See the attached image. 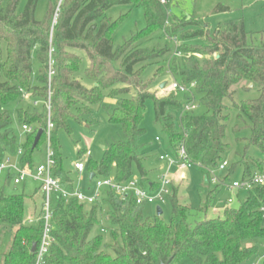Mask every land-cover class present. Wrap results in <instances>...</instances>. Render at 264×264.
<instances>
[{
	"label": "trees",
	"instance_id": "16d2710c",
	"mask_svg": "<svg viewBox=\"0 0 264 264\" xmlns=\"http://www.w3.org/2000/svg\"><path fill=\"white\" fill-rule=\"evenodd\" d=\"M40 1L27 0L20 11L21 0H9L7 5L0 0V165L8 158H16L21 150V166L35 167V155L45 145L46 102L50 98L56 162L53 176L73 193L76 185L63 169L59 135L62 131L71 135L70 123L83 124L92 108L111 99L115 109L109 122L122 129L124 140L112 143L100 163L90 160L87 170L90 176L95 174L94 179L114 178L119 184L138 177L142 187L155 189L157 184L150 180L145 168L147 148L142 144L146 103L152 100L155 124L168 138L172 155L176 156L184 146L191 163L207 171L228 163L220 176L223 185L234 182L231 179L239 172V181L264 175V34L260 44L255 45L249 44V34L241 22H230L211 32L194 18H171L167 6L157 0H61L53 22L58 0L48 7L45 18L37 21ZM166 1L178 9L186 0ZM116 6L142 7L146 20V27L117 49L114 33L124 18L116 23L107 15ZM195 38L204 40V45H186L187 40ZM161 41L164 47L154 48ZM175 43L181 44L178 50ZM76 51L85 52L89 60L86 78L92 88L77 80L82 58ZM155 64H168L172 76L182 85H196L197 109L185 111L193 100L186 95L160 98L148 91L142 75ZM163 70L159 69L156 78ZM242 82L253 85L259 98L238 101L237 92L231 90ZM132 90L133 97L126 98ZM25 95L30 96L27 107L23 106L27 104ZM34 102H40L39 106L35 107ZM200 107L205 109L204 114L196 112ZM233 109L238 113L234 134L248 131L249 135L236 139L242 150L227 162V131ZM12 110L21 129H35L24 136V141L13 130ZM41 129L43 136L34 148ZM78 155L82 158L83 151ZM13 180L14 174L9 172L0 185V248L5 236H11L0 264H36L44 232L45 196L39 187L36 195L41 196L29 197L25 192L28 183L14 186ZM17 187L23 189L22 193H8ZM242 192L246 199L238 209L225 208L223 218L204 219L195 225L190 222L193 209L182 203L174 182L168 198L172 204L169 223L158 215L154 219L146 217V206L138 205L133 196L122 198L109 190L89 208L76 198L55 197L54 242L43 264H250L261 257L264 246V218L260 212L264 207V186L239 191L238 195ZM215 195L210 194L198 211L207 214ZM30 202L32 223L28 225L26 210ZM104 204L110 207L106 215L110 244L104 243L102 235H92ZM34 245L36 251L32 253Z\"/></svg>",
	"mask_w": 264,
	"mask_h": 264
},
{
	"label": "rangeland",
	"instance_id": "374dc122",
	"mask_svg": "<svg viewBox=\"0 0 264 264\" xmlns=\"http://www.w3.org/2000/svg\"><path fill=\"white\" fill-rule=\"evenodd\" d=\"M4 5H7L9 0H2ZM58 0H41L37 12V21H42L47 9L50 5H55ZM27 0H21L19 9L23 11ZM61 0H59L56 10L54 12L53 22L56 18V12L59 9ZM170 17H191L199 22L201 26H208L211 32L216 31L219 27H224L230 22H241L244 24L246 32L249 34V44L254 43L259 45L261 42V36L264 34V0H186L180 8H173L171 4L167 5ZM108 17L116 23H119L124 18L122 24L116 29L114 33L115 49L122 46L125 42L130 40L134 34L143 30L146 27V20L144 17V11L142 7L135 8L132 6H116L108 11ZM192 27L191 30H195ZM190 30V29H189ZM53 33L52 27L50 28V40ZM204 40L200 38L189 39L186 41L188 46H201L204 45ZM165 42L161 41L160 44L155 45L154 48L164 47ZM178 48L181 44H176ZM151 47V45L149 46ZM152 47V48H153ZM76 54L82 58L81 70L77 76V80L81 82L87 88H92L93 84L86 78V70L89 67V60L83 51H76ZM176 55H180V52L176 51ZM180 57V56H179ZM200 60L202 56H196ZM3 58H6V45H3ZM164 68L162 74L157 78L156 75L159 69ZM174 78L166 65H151L143 72L142 81L148 84V91L157 97H168L170 95L178 96L177 93L171 89ZM166 84V87L162 90L161 86ZM231 91H236V99L238 101L255 100L259 98V92L253 85L246 82H242L238 86L233 87ZM132 94L126 96V98H132L135 90L131 91ZM107 94V93H106ZM181 97V96H180ZM23 104L24 107L29 105ZM147 113L143 122V128L146 131L145 137L142 139V144L146 146V161L145 168L149 174V178L153 180H160V176L163 173L161 170L162 164L158 161L159 156L170 153L168 147V138L161 132L160 127L155 124V107L152 100H148L146 103ZM92 112L84 119L83 124L70 123L72 133L68 135L62 131L59 135V142L61 146V154L63 158V169L66 173H70L71 178L74 180L75 185L85 194H90L94 189L95 182L91 180L90 171L87 170L88 162L91 160L95 163H100L104 156V151L108 147L120 140H124L122 129L117 125H112L109 122V115L115 109V101L107 99L102 106L92 108ZM198 114H204L205 109L202 107L196 111ZM13 119V130L19 136L21 141H24V135L22 133L21 125L18 123L14 110L11 111ZM238 113L235 109L230 111V118L227 131V142L230 145V152L226 156V161L231 162L235 158L236 152H240L243 146L237 144V138L248 137L249 132L244 131L238 135L234 134V128L238 123ZM245 122L249 123L245 118ZM160 140V143L156 139ZM82 150L84 155L79 157L78 152ZM91 153V158L86 156V152ZM45 159V147L41 146L40 150L36 153L34 162L35 165L44 164ZM82 161L86 164V171L78 173L74 164ZM185 179H179L177 170H172V176H176L174 185L178 190V195L182 203H185L193 209L190 222L195 225L197 222L204 219L214 220L223 218L224 209H238L246 199V193L242 192L238 195V191L230 192L227 189H217V185L209 181L205 183V178L208 177L209 172L203 170L198 166H192L184 171ZM216 175L221 176L222 173L216 170ZM135 176H138L137 174ZM3 176L0 178V185L3 184ZM232 181L241 180V173H237L232 177ZM40 185L36 182L29 181L25 187L26 195L36 196L39 198L41 194L36 195V190ZM22 188L17 187V190L11 188L9 194H20ZM219 190V191H218ZM215 200L213 206L208 210L207 214H203L198 210L205 206L207 198L210 194H215ZM239 196V197H238ZM40 201V200H38ZM158 205H147L144 209V215L151 219L157 216ZM163 214L162 219L169 223L172 217V204L170 201L159 205ZM89 208V205H86ZM110 207L107 204L103 206V214L99 215V223L93 230L92 235H102L105 244L111 243V237L109 232V223L106 220V215ZM27 224L31 221V202L27 205L26 210ZM11 236L6 235L4 243L0 248V260L3 254L7 251L10 245ZM261 257L264 256V246L261 248ZM254 259L253 264H264L262 258ZM180 264H192L189 261H183Z\"/></svg>",
	"mask_w": 264,
	"mask_h": 264
},
{
	"label": "built area",
	"instance_id": "2783aa9c",
	"mask_svg": "<svg viewBox=\"0 0 264 264\" xmlns=\"http://www.w3.org/2000/svg\"><path fill=\"white\" fill-rule=\"evenodd\" d=\"M161 5L167 6L166 0H157ZM196 85L191 84L190 87L182 85L180 82L174 80L171 86L173 92L181 95H186L189 98H193L192 101L188 102L185 107V111H193L197 109V104L194 100V89ZM30 96L25 95V99L29 100ZM40 102H34V106H39ZM48 111L47 129L45 130V163L35 165L33 169L24 168L21 166L20 157L22 151H19V155L16 158H8L0 165V177L6 176L9 172L14 174V186H20L29 181L36 182L40 185V190L45 196L43 205L42 219L44 222V232L40 245L37 248V262L36 264H43L45 256L49 253L50 247L54 242L52 237L53 225V210H52V199L55 197H62L65 199L76 198L79 202L86 205H93L101 201L104 192L109 190L114 192L116 195L126 198L133 196L138 205H159L168 201V198L172 195V188L174 177L172 176V170L185 171L194 166L189 160L187 151L184 146H181L174 156L171 153H165L159 156L158 161L162 164L161 170L163 173L160 176V180L155 189L150 187H142L140 179L134 177L132 180L125 184L117 183L114 178L106 179H94V189L90 194L83 193L76 187L73 193L68 192L64 189L59 179L53 176V170L56 166L55 154L52 148L51 135L54 128L51 118L52 103L51 99L46 102ZM35 129L33 127L23 126L22 133L26 134L33 133ZM156 141L160 143L157 138ZM86 156L91 158V153L86 152ZM228 167V163L224 162L218 169H209L208 180L213 182L215 185H222L224 189L230 192L235 191H249L256 186H264V175H256L252 179L246 181H234L231 184H222L220 176L216 175V170L222 173ZM74 168L78 173L86 171V164L82 161L76 162ZM264 218V207L260 209ZM253 264V263H250Z\"/></svg>",
	"mask_w": 264,
	"mask_h": 264
},
{
	"label": "water",
	"instance_id": "95a60500",
	"mask_svg": "<svg viewBox=\"0 0 264 264\" xmlns=\"http://www.w3.org/2000/svg\"><path fill=\"white\" fill-rule=\"evenodd\" d=\"M166 87V84L162 85L161 86V89L163 90L164 88ZM43 133H44V130H39L36 138H35V142H34V148L37 147V145L39 144L42 136H43ZM95 178V174H92L91 175V180H93ZM205 182L208 184L209 180H208V177L205 178ZM163 214V211L161 209V207H157V215L158 216H161ZM36 251V245H34L33 249H32V253H35Z\"/></svg>",
	"mask_w": 264,
	"mask_h": 264
},
{
	"label": "crops",
	"instance_id": "0c3cea01",
	"mask_svg": "<svg viewBox=\"0 0 264 264\" xmlns=\"http://www.w3.org/2000/svg\"><path fill=\"white\" fill-rule=\"evenodd\" d=\"M162 167V166H161ZM185 172L184 171H178L177 170V173H176V175L178 174V176H179V179H180V177H181V179L183 178V179H185V177H186V175L184 174ZM174 177H176V176H174ZM152 182H154L155 184H158V180H153V179H150ZM174 181H175V178H174ZM206 183V182H205ZM207 184V183H206ZM157 186V185H156ZM156 188V187H155ZM228 208V207H227ZM262 259H264V257L262 258Z\"/></svg>",
	"mask_w": 264,
	"mask_h": 264
}]
</instances>
